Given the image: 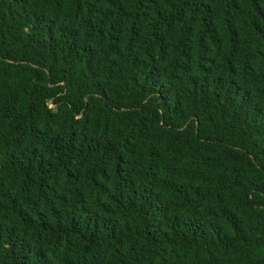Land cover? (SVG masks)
<instances>
[{"label": "trees", "instance_id": "1", "mask_svg": "<svg viewBox=\"0 0 264 264\" xmlns=\"http://www.w3.org/2000/svg\"><path fill=\"white\" fill-rule=\"evenodd\" d=\"M0 264H264V0H0Z\"/></svg>", "mask_w": 264, "mask_h": 264}]
</instances>
